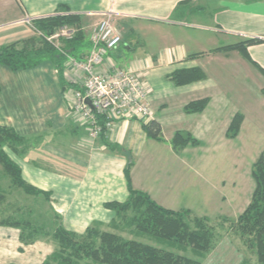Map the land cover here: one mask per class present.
Here are the masks:
<instances>
[{
  "label": "crops",
  "instance_id": "obj_1",
  "mask_svg": "<svg viewBox=\"0 0 264 264\" xmlns=\"http://www.w3.org/2000/svg\"><path fill=\"white\" fill-rule=\"evenodd\" d=\"M3 2V8L16 3L23 17L31 18L70 14L97 21L101 14L112 13L121 42L108 58L116 67L142 75L153 110L151 121L159 124L162 137V141L149 138L137 119H120L105 134L89 140L67 114L66 93L81 88V75L68 73L65 57L61 73L49 58L44 59L53 66L57 89L54 95L47 91L38 99L31 71L42 62L16 71L0 64V126L12 128L23 138L18 152L8 146L2 149L19 168L21 178L48 193L49 200L43 194H24L33 201L41 197L67 231L83 234L92 225L107 228L115 213L105 203H122L129 196L125 169L130 156L129 182L134 189L147 193L163 208L189 210L227 231L250 202L255 186L251 166L264 152V115L258 114L264 113V93L261 98L257 95L264 86L246 87L247 99H232L236 89L233 84L227 87L226 76L250 77L258 84L264 81V42L247 46L246 54L237 49L212 50L248 38L264 40V0ZM25 24L29 31L11 36V41L39 32L33 22ZM85 38L83 34L71 49L76 59H83L90 49L89 38ZM228 64L233 67L224 73L222 65ZM192 67L201 68L205 79L182 86L170 80L175 70ZM202 98L209 99L202 112L184 111L188 102ZM237 113L242 121L236 136L229 138L227 129ZM176 131L188 132L199 144L175 151L170 140ZM104 141L123 153L109 149ZM256 142L260 146L245 158L242 144ZM3 177L1 168L0 192ZM19 234V229L0 224V264H42L54 251L50 236L24 244Z\"/></svg>",
  "mask_w": 264,
  "mask_h": 264
},
{
  "label": "trees",
  "instance_id": "obj_2",
  "mask_svg": "<svg viewBox=\"0 0 264 264\" xmlns=\"http://www.w3.org/2000/svg\"><path fill=\"white\" fill-rule=\"evenodd\" d=\"M83 18L78 15L56 14L50 17L33 20V28L37 32L49 35L63 25L79 28L78 33L64 46L68 52L74 50V44L83 38L80 27ZM264 42L260 38L244 39L236 44L214 49H237L246 54V47ZM73 46V47H72ZM194 56V55H192ZM45 58H49L58 73L62 72L64 57L43 37L36 34L28 39L13 42L0 47V64L13 71L30 69L38 66ZM261 70V69H260ZM264 74V71H262ZM204 71L199 67L175 70L169 76L176 86L186 85L205 79ZM208 98L188 102L184 106L186 113H199L208 104ZM242 115L237 113L232 118L227 136L233 138L238 133ZM142 128L149 138L162 141L160 126L155 121L143 124ZM103 135V134H102ZM111 150L122 152L116 145L104 141ZM23 138L12 128L0 126V165L4 177H8L14 187L27 195L43 194L49 200L48 193H43L27 184L20 175L19 168L3 151L8 146L18 152ZM199 142L188 132L176 131L170 140L175 151L187 145L196 146ZM132 165L130 156L125 169L129 196L126 201L105 203V207L114 211L115 217L106 227L89 226L83 234L67 231L59 223V218L52 213V221L31 218V210L26 214L15 210L12 215L0 219V224L19 229L20 241L24 244L34 242L40 235H49L54 242V251L42 264H200L194 258L174 253L157 246L135 239L126 238L117 231L132 227L139 236L151 239H165L193 248L196 252L207 253L215 246V226L205 217L192 215L189 210L173 211L154 202L150 196L134 189L129 182V169ZM254 190L250 202L244 211L229 223V229L237 233L248 249L254 250L257 262L264 264V152L262 151L251 166ZM4 192H0V203L4 200ZM17 213V214H16ZM131 214L128 215V214ZM20 214V216H19ZM18 216L16 218V216ZM125 219V222L122 221ZM119 220V221H118ZM121 221L123 222L121 224ZM114 230V232H113Z\"/></svg>",
  "mask_w": 264,
  "mask_h": 264
},
{
  "label": "built area",
  "instance_id": "obj_3",
  "mask_svg": "<svg viewBox=\"0 0 264 264\" xmlns=\"http://www.w3.org/2000/svg\"><path fill=\"white\" fill-rule=\"evenodd\" d=\"M112 16V13H103L90 26L91 46L83 59H76L66 50L61 51L68 73L81 75V88H70L66 93L67 114L84 129L91 141L109 131L120 119H137L147 124L153 116L148 88L142 76L116 67L108 58V54L121 42ZM38 18L26 17L23 21L31 24ZM76 31L74 27L63 25L49 35L38 33L48 43L58 47L55 39L70 40Z\"/></svg>",
  "mask_w": 264,
  "mask_h": 264
},
{
  "label": "rangeland",
  "instance_id": "obj_4",
  "mask_svg": "<svg viewBox=\"0 0 264 264\" xmlns=\"http://www.w3.org/2000/svg\"><path fill=\"white\" fill-rule=\"evenodd\" d=\"M3 0H1L0 3V40L2 38H6L3 40V44L7 45L15 41H11L13 35L21 34V32L27 33L29 31L28 26L23 21L26 17H23V13L20 11V7L16 3L8 4L6 7H2ZM2 4V5H1ZM1 7L3 9H1ZM18 21H22L17 23ZM84 27L81 31H83L84 36L89 38L90 35V26L93 25L96 22V19H88L85 18ZM74 27V26H70ZM76 28V27H74ZM77 31L74 34L73 38L70 40L65 39H55V43L58 45V47H55L56 50L62 54L61 51H65L66 48L63 44V42H70L74 39L75 35L78 33L79 28H76ZM42 34V33H41ZM36 36H41L39 33H36ZM85 38V40H86ZM21 40V39H20ZM17 41V40H16ZM67 51V50H66ZM71 54V52H69ZM64 57V56H63ZM49 60V59H47ZM44 60L42 63L35 69L33 72L34 75V81H33V90L35 91V98L38 99V96L41 94H47L48 92L51 95H54L55 90L57 89L55 85L54 80V73H53V66L52 64ZM63 66V65H62ZM224 73H227L229 68L233 67L232 65H222ZM10 69V68H9ZM237 69V68H236ZM243 75L245 74L246 69L242 67ZM142 76V75H141ZM229 81H226L227 87L236 89V93L233 92L234 96H231L232 99L236 98H242L247 99V96L244 94L245 88H252L255 89V86H264V81L260 80V83H256V79H252L250 77L242 76V79H238V77L234 79L228 78ZM243 83L244 85L238 86V84ZM245 84H248L245 86ZM31 80H29V88L31 89ZM61 88L60 86L58 89ZM48 91V92H47ZM234 91V89H233ZM264 91H260L257 93L258 97L261 98ZM253 99H251V102L255 104L254 100V94L252 95ZM53 97V96H52ZM263 97V96H262ZM53 99V98H52ZM248 101H250L248 99ZM151 106V105H150ZM152 108V107H151ZM264 110V109H263ZM153 111V110H152ZM260 116L264 115L263 112L258 113ZM165 133L166 130L164 131ZM257 146H260L258 142L252 143L249 145L242 144V148L244 151V157H249L250 150H255ZM246 162V160H244ZM1 169V167H0ZM2 187L3 192L5 194L4 200L0 203V219L5 218L7 216L12 215L13 211L18 210L21 211V213H24V217H26V214L29 213L28 211L31 210V218H39L42 220H49L52 221V216L50 213V210L48 206L43 202L41 197H38L35 201L32 200L31 197L26 196L21 190L17 189V187L9 186V181L7 177H3L2 180ZM17 214V213H16ZM128 215L131 216L129 213ZM16 216V215H15ZM20 216V214H19ZM18 216H16L17 218ZM119 221V220H118ZM123 222H125V219H122ZM121 221V224L123 223ZM229 230V229H228ZM226 231V228L224 227H218V225L215 226V233L217 235L215 239V246L207 253H199L196 252L193 248L189 246H185L180 243H175L169 240L165 239H151L149 237L145 236H139L132 227H125L123 225L122 230L117 231L120 235L135 239L144 243H148L154 246H157L159 248L172 251L174 253L182 254L184 256L194 258L200 262V264H259L257 262V256L252 249H248L244 243L241 241L239 235L237 233H232V230ZM114 232V230H113ZM234 232V231H233ZM47 238L49 239V235H40L39 238ZM51 238V237H50ZM40 240V239H39Z\"/></svg>",
  "mask_w": 264,
  "mask_h": 264
}]
</instances>
